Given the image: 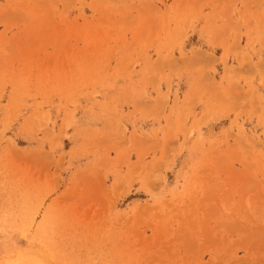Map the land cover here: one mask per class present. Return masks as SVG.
<instances>
[{"label":"rangeland","instance_id":"rangeland-1","mask_svg":"<svg viewBox=\"0 0 264 264\" xmlns=\"http://www.w3.org/2000/svg\"><path fill=\"white\" fill-rule=\"evenodd\" d=\"M237 4L0 0V264H264V0ZM212 5L224 75L187 44Z\"/></svg>","mask_w":264,"mask_h":264},{"label":"crops","instance_id":"crops-1","mask_svg":"<svg viewBox=\"0 0 264 264\" xmlns=\"http://www.w3.org/2000/svg\"><path fill=\"white\" fill-rule=\"evenodd\" d=\"M229 3L231 1H238L237 9L240 12V15L245 12H249L250 9H254V6L258 2V0H228ZM172 4V2H171ZM252 5V6H251ZM173 5H171V12L174 13ZM163 8V7H162ZM223 7L220 6L219 10H222ZM204 12L203 16L199 18L198 24L196 25L195 30L189 35L187 39V44L189 48L201 49L209 53V59L216 62V67L221 69L222 75H224V60L226 55H228V62L231 63L236 59V53L232 51L231 44H233V39H230L227 43H225V37L219 30L218 26L222 25L221 20L219 19L217 24L215 23V13L217 11L215 5L206 6L202 9ZM238 16V15H237ZM248 28L247 25L243 27V31H246ZM255 30L257 26L253 27ZM261 40L257 36V30L253 32L250 36L242 37L241 44L246 46L249 44L247 48L243 50L242 53L247 52L250 55H255L254 57L263 56L264 57V47H261ZM225 44L228 46L226 47ZM255 49V50H253ZM234 63V62H233ZM235 66H239L237 63H234ZM197 74L191 75V85H187L185 81L182 80L181 86V97L191 96L193 93V85L197 80Z\"/></svg>","mask_w":264,"mask_h":264}]
</instances>
